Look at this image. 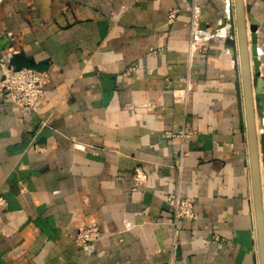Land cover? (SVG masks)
<instances>
[{
	"label": "crops",
	"instance_id": "crops-1",
	"mask_svg": "<svg viewBox=\"0 0 264 264\" xmlns=\"http://www.w3.org/2000/svg\"><path fill=\"white\" fill-rule=\"evenodd\" d=\"M231 5L0 0V76L21 55L50 78L37 111L0 92V264H260ZM245 11L253 89L248 18L259 21L264 209V0H245ZM186 87L185 102L173 91ZM182 129L194 134L165 137ZM176 195L195 201L196 216L180 222L174 246ZM89 225L100 237L79 247L74 236Z\"/></svg>",
	"mask_w": 264,
	"mask_h": 264
},
{
	"label": "built area",
	"instance_id": "built-area-1",
	"mask_svg": "<svg viewBox=\"0 0 264 264\" xmlns=\"http://www.w3.org/2000/svg\"><path fill=\"white\" fill-rule=\"evenodd\" d=\"M178 16V10L173 9L168 15L169 23H173ZM201 13L198 4H195L192 19H191V35L194 40L196 32L200 29ZM206 49L205 46L202 47ZM156 52V51H153ZM136 67H130L123 74L128 76L131 71H135ZM49 73L47 71L32 69V68H19L7 66L0 76V92L6 93L9 98L27 111H37L40 107L42 99L45 95V86L49 82ZM174 96L183 99L185 102L188 97V88L175 89ZM194 134L193 131H185L184 129L173 132L166 131V138L179 137L182 141L187 140ZM188 153L181 150V160H184ZM136 181L139 175L135 177ZM168 200L173 205L174 219L172 222L173 228V245L175 246L180 234V222L182 220L194 219L196 216L195 201L191 198L181 197L176 195L169 197ZM7 202L3 197H0V207H6ZM100 234L95 225L84 226L78 230L74 236V242L79 247H85L88 243L99 239ZM214 240H219L217 236Z\"/></svg>",
	"mask_w": 264,
	"mask_h": 264
},
{
	"label": "water",
	"instance_id": "water-1",
	"mask_svg": "<svg viewBox=\"0 0 264 264\" xmlns=\"http://www.w3.org/2000/svg\"><path fill=\"white\" fill-rule=\"evenodd\" d=\"M230 22L233 25L232 34L238 37L239 48H240V62L242 70V83L245 101V117L247 124L249 150L251 158V170L253 180V195L254 205L256 213V224L259 242V257L260 264H264V209L261 193V176L259 167V156H258V135L255 120V109H254V95H261L263 79L260 76V60L258 50V33L256 32V26L259 21L252 16H249L250 23V39H251V56L253 62V74L258 76L257 85L253 89L252 85V71L250 65V52L247 42V26H246V11H245V0H234V5L229 8ZM236 24V26H234ZM236 27V28H235ZM13 67L19 68H32L44 71L45 66L39 64L31 59H27L21 55H17L13 62ZM260 139L263 143L264 137L260 135ZM262 149L264 146L262 145Z\"/></svg>",
	"mask_w": 264,
	"mask_h": 264
}]
</instances>
